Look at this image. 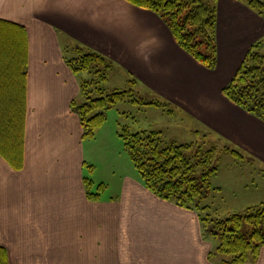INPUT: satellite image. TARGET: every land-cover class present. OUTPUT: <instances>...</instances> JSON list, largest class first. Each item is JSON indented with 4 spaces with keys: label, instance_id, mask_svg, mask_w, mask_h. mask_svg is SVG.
I'll return each mask as SVG.
<instances>
[{
    "label": "crops",
    "instance_id": "crops-1",
    "mask_svg": "<svg viewBox=\"0 0 264 264\" xmlns=\"http://www.w3.org/2000/svg\"><path fill=\"white\" fill-rule=\"evenodd\" d=\"M258 40L264 47L262 15L240 0H216L211 70L177 44L157 13L128 0H0V75L27 70L22 141L15 137L12 156L0 150L8 264H221L209 257L216 242L204 237L198 215L152 193L136 167L118 183L91 178L99 195L88 196L91 147L71 107L88 75L75 73L65 55L78 46L102 53L112 61L105 85H140L170 102L171 113L182 111L195 131L212 130L264 164V121L223 93ZM4 81L0 101L15 100L18 90ZM243 264H264V246Z\"/></svg>",
    "mask_w": 264,
    "mask_h": 264
},
{
    "label": "trees",
    "instance_id": "trees-1",
    "mask_svg": "<svg viewBox=\"0 0 264 264\" xmlns=\"http://www.w3.org/2000/svg\"><path fill=\"white\" fill-rule=\"evenodd\" d=\"M128 1L157 13L166 22L181 48L208 69L216 67V0ZM240 1L264 17V0ZM262 44L263 41L258 40L249 49L234 76L224 86L223 93L232 102L264 121V54L260 51ZM77 49V54L65 55V58L75 73L87 71L91 74L80 79V91L84 100L79 103L74 99L71 103L72 109L80 118L84 138L95 137L96 129L107 119L108 109L126 98L135 103L163 106L173 112L169 107L170 102L159 97L136 98L133 86L127 89H108L105 83L112 61L89 47L78 46ZM4 71L0 75L4 82L13 86V90H18L15 100L0 101V150L11 155L15 137L22 141L27 70L11 67ZM135 81L130 80L131 83ZM117 133L142 181L152 193L181 207L199 209L200 201L206 196L204 188H212L210 179L218 169L212 165L216 146L207 149L202 158L199 152L193 156L187 153L195 145L192 142L178 144L173 140L163 141L161 130L132 131L127 124L120 125ZM8 140H14L13 144L8 143ZM17 144L18 147L21 145L19 142ZM222 148L243 157L241 150L234 145L227 144ZM85 165L91 170L94 169L93 164L85 162ZM85 182L88 196L97 198L99 192L91 190L93 180L86 177ZM98 186L103 189L105 184L101 182ZM201 219L205 221V225L210 221L214 222L213 228L208 231L206 229L204 233L205 237H215L214 240L217 239L218 242L210 252V258H219L221 264H243L259 257L264 246V227L261 226L264 223V205L248 207L245 212L232 213L225 218L200 215ZM244 223L254 226L251 232L241 231ZM7 256L6 248L0 246V264H8Z\"/></svg>",
    "mask_w": 264,
    "mask_h": 264
},
{
    "label": "rangeland",
    "instance_id": "rangeland-1",
    "mask_svg": "<svg viewBox=\"0 0 264 264\" xmlns=\"http://www.w3.org/2000/svg\"><path fill=\"white\" fill-rule=\"evenodd\" d=\"M260 51L264 54V47H261ZM83 74L91 75L87 71H84ZM117 85H122L119 87L125 89L131 87L129 84L119 83ZM115 86L114 82L106 84L108 89H113ZM138 86L134 87L136 98L152 99L158 97L146 88ZM83 100V95L80 94L77 101L81 103ZM169 107L173 109L172 106ZM192 123V120L188 119L182 111L171 113L163 106L135 103L129 98L121 100L108 109L107 119L103 125L96 129L95 137L85 139V142H89L87 147H91L90 150H87V155L91 159L88 164L95 165L93 170L85 165L86 175L89 178L103 179L104 181L115 178L116 183H118L121 178L120 173L135 170L123 140L117 133L120 125L128 124L132 131L161 130L160 136L165 142L172 141V139L176 140L175 142L178 144L192 142L195 145L187 151L192 156L199 152V156L203 158L207 149L212 146L217 147L212 165L217 166L218 169L210 179L212 188H204L206 192L204 195L206 196L200 201L199 209H192L199 218L200 215L201 217L209 215L211 218H225L232 213L245 212L248 207L263 206L264 164L248 154H243V157H240L224 150L222 148L224 145L234 144L212 130L206 132L204 131L205 128H202L203 131H195L192 129L194 128ZM114 171L117 172L116 175ZM138 176L141 179L139 172ZM98 182L100 183V181H96V183ZM95 189L96 185L93 190ZM200 223L203 235L206 233V229L208 231L214 226L213 221L205 225V221L201 219ZM261 226L264 227V223ZM253 228L251 223H244L241 231L249 233ZM214 238L208 236L209 240H214ZM214 241L217 246V239Z\"/></svg>",
    "mask_w": 264,
    "mask_h": 264
}]
</instances>
